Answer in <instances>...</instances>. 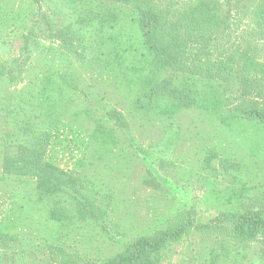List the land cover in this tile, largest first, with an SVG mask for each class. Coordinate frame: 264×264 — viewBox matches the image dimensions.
<instances>
[{
  "label": "trees",
  "instance_id": "1",
  "mask_svg": "<svg viewBox=\"0 0 264 264\" xmlns=\"http://www.w3.org/2000/svg\"><path fill=\"white\" fill-rule=\"evenodd\" d=\"M181 1L0 0V186L14 198L0 264H160L190 230L205 238L203 264H264V105L238 96L239 83L263 89L264 59L215 54L222 0ZM255 18L264 27V0ZM148 130L159 136L142 142ZM53 148L78 162L57 165ZM181 157L202 161L192 171L220 204L212 219L181 212L100 263L68 252L82 223L126 201L130 160L153 170Z\"/></svg>",
  "mask_w": 264,
  "mask_h": 264
},
{
  "label": "rangeland",
  "instance_id": "2",
  "mask_svg": "<svg viewBox=\"0 0 264 264\" xmlns=\"http://www.w3.org/2000/svg\"><path fill=\"white\" fill-rule=\"evenodd\" d=\"M158 1L176 5L182 3L181 0ZM258 1L222 0L226 23L221 32L211 40V46L216 55L240 49L260 61L264 59V27H259L255 18ZM9 32L8 36L15 48L14 54L17 55L21 46L22 30L12 28ZM42 33L43 30H37L38 36L43 35ZM79 69L81 76L85 78H89L92 74L91 69ZM22 84V82L19 83L18 87ZM238 88L241 102L254 100L261 106L264 105V87L263 89L258 86L245 87L239 83ZM140 136L143 142L149 140L150 136L158 137L159 133L148 130ZM189 147L190 145L187 144L186 148L189 149ZM70 151L68 148H53L49 151L48 158L63 168H72L78 161L73 157L76 151L73 153ZM149 162L150 160L128 162L129 170L124 174L126 187L124 186L122 191L126 193V201L121 208H114V205L108 207L110 213L108 221L99 222L93 218L95 224L94 222L82 223L84 227L78 230L77 236L71 235L74 240L72 242L69 240V253L77 252L78 258L83 262L100 263L122 251L125 242L131 241L144 232L157 229V226L163 225L160 223L164 221L163 226H166L169 220H173L181 212L200 217L204 222L218 213L220 204L218 205L215 199H209L207 194L209 189L204 188L192 171L200 170L199 166L202 168L201 160L191 158L185 160L181 157L175 160L172 168H168V165L161 167L158 164L152 165L153 170L146 167V163L149 164ZM217 163L216 160L215 164ZM1 171L2 168H0V174ZM85 172H90L89 168L85 169ZM144 175L151 183L144 181ZM11 188V186H0V219L8 215L12 207L14 198L10 196ZM204 241L205 238L201 234L190 230V234L183 240L165 250L160 264H203L202 252L206 249L202 248ZM42 258L44 255H40L37 261L31 264L54 263L50 261V257L45 260ZM4 264H14V262L6 261Z\"/></svg>",
  "mask_w": 264,
  "mask_h": 264
}]
</instances>
